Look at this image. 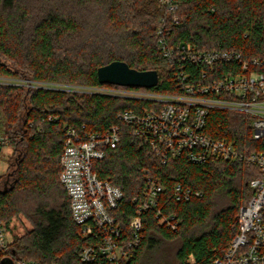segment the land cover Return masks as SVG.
<instances>
[{
  "label": "trees",
  "instance_id": "16d2710c",
  "mask_svg": "<svg viewBox=\"0 0 264 264\" xmlns=\"http://www.w3.org/2000/svg\"><path fill=\"white\" fill-rule=\"evenodd\" d=\"M160 25L168 28L171 45L189 42L264 58V0H180L174 12L159 0H0V76L117 87L99 83L96 69L120 60L137 70L157 71V84L143 89L179 93L161 55ZM153 106L147 99L0 84L4 132L18 155L13 187L0 193V221L8 225L22 215L31 226L8 242L5 256L43 264H107L103 257L93 263L79 260L86 240L77 236L69 197L59 182L60 155L65 127L84 135L115 124L120 142L105 148L94 170L123 193L112 211L123 235H131L134 200L142 197L147 176L162 184L159 208L176 222L171 229L152 210L143 212L142 240L124 264H149V253L162 241L177 242V264H210L223 255L238 229V209L251 196L249 181L260 176V169L242 160L192 164L172 158L161 163L149 148L136 144L130 125L118 118L125 110L142 114ZM207 120L212 136L234 141L244 152L264 150V139H252L243 113L211 109ZM177 183L199 195L176 200L172 190Z\"/></svg>",
  "mask_w": 264,
  "mask_h": 264
},
{
  "label": "built area",
  "instance_id": "2783aa9c",
  "mask_svg": "<svg viewBox=\"0 0 264 264\" xmlns=\"http://www.w3.org/2000/svg\"><path fill=\"white\" fill-rule=\"evenodd\" d=\"M180 0H159L161 7L174 12ZM172 21H177L173 16ZM168 28H156L158 43L167 68L180 87L179 93H156L132 87H81L72 84L1 77L10 81L0 84L45 87L67 91L102 93L125 98L147 99L154 106L142 114L125 110L120 121L130 125L136 144L147 147L161 163L183 158L192 164L210 159L242 160L260 169V176L249 181V199L237 213L238 229L221 257L210 264H264V150L244 152L234 141L214 137L207 131L211 109H227L246 115L253 140L264 139V58H244L240 52L224 49H204L192 43L169 44ZM189 66V70L187 69ZM48 118H51L50 116ZM120 126L112 125L101 133L81 134L73 127L64 128L60 155L59 182L65 189L70 214L77 225V236L86 240L79 260L93 263L98 258L107 264H124L142 240V214L152 210L160 223L174 229V216L164 215L159 208L163 186L151 176L146 177L143 195L137 202L130 221L131 235L125 237L112 211L123 197L121 189L107 179H100L94 161L104 156L105 148H116L120 142ZM9 142L0 134L1 148ZM147 172V171H145ZM176 200L198 196L190 188L177 183L173 187ZM5 225L0 221V255L8 250ZM15 264H43L36 260H16ZM53 264V263H44Z\"/></svg>",
  "mask_w": 264,
  "mask_h": 264
},
{
  "label": "water",
  "instance_id": "95a60500",
  "mask_svg": "<svg viewBox=\"0 0 264 264\" xmlns=\"http://www.w3.org/2000/svg\"><path fill=\"white\" fill-rule=\"evenodd\" d=\"M96 76L99 83H107L118 86L151 88L157 84L158 74L156 70H137L128 66L124 61L114 60L96 69ZM16 169L13 165L4 178L0 179V193H5L12 189L14 178L8 183H4ZM0 264H15L10 256H4Z\"/></svg>",
  "mask_w": 264,
  "mask_h": 264
},
{
  "label": "rangeland",
  "instance_id": "374dc122",
  "mask_svg": "<svg viewBox=\"0 0 264 264\" xmlns=\"http://www.w3.org/2000/svg\"><path fill=\"white\" fill-rule=\"evenodd\" d=\"M25 78H17V83L23 84ZM30 80V79H29ZM10 81V79L0 78V82ZM24 86V85H22ZM26 87V86H24ZM78 90H87L84 88H78ZM5 123L0 114V134L6 135L5 132ZM17 152L13 150V147L10 144H7L1 148L0 151V176H4L8 171L11 170L14 165ZM30 223L22 215L15 216L12 218L10 224L5 225V231L8 240L10 241L14 236L23 234L27 229H29ZM177 247L176 241H162L157 248L152 250L148 255L149 264H177L175 259V249ZM145 262V261H144ZM147 264V263H146Z\"/></svg>",
  "mask_w": 264,
  "mask_h": 264
},
{
  "label": "flooded vegetation",
  "instance_id": "af4514ba",
  "mask_svg": "<svg viewBox=\"0 0 264 264\" xmlns=\"http://www.w3.org/2000/svg\"><path fill=\"white\" fill-rule=\"evenodd\" d=\"M13 175H14V172L12 174H10L8 178L5 177L4 183H8L11 180V178L13 177Z\"/></svg>",
  "mask_w": 264,
  "mask_h": 264
}]
</instances>
